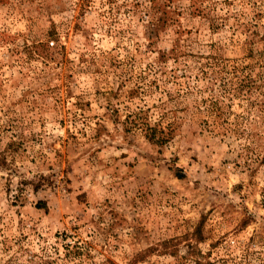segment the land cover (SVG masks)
<instances>
[{"label":"rangeland","instance_id":"374dc122","mask_svg":"<svg viewBox=\"0 0 264 264\" xmlns=\"http://www.w3.org/2000/svg\"><path fill=\"white\" fill-rule=\"evenodd\" d=\"M0 264H264V0H0Z\"/></svg>","mask_w":264,"mask_h":264},{"label":"trees","instance_id":"16d2710c","mask_svg":"<svg viewBox=\"0 0 264 264\" xmlns=\"http://www.w3.org/2000/svg\"><path fill=\"white\" fill-rule=\"evenodd\" d=\"M172 54H178L177 50H173ZM163 117L162 119L155 123L152 126L146 124L145 128V137L153 145L162 147L167 144L171 138V129L163 126Z\"/></svg>","mask_w":264,"mask_h":264}]
</instances>
